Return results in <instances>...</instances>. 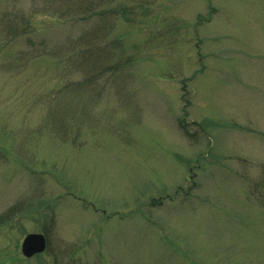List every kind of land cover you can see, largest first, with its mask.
<instances>
[{"label":"rangeland","instance_id":"obj_1","mask_svg":"<svg viewBox=\"0 0 264 264\" xmlns=\"http://www.w3.org/2000/svg\"><path fill=\"white\" fill-rule=\"evenodd\" d=\"M120 1L135 22L110 20L89 86L51 98L85 74L41 36L0 50V213L20 209L0 264H264V0ZM29 232L46 248L25 259Z\"/></svg>","mask_w":264,"mask_h":264},{"label":"trees","instance_id":"obj_2","mask_svg":"<svg viewBox=\"0 0 264 264\" xmlns=\"http://www.w3.org/2000/svg\"><path fill=\"white\" fill-rule=\"evenodd\" d=\"M113 1L115 0H31L30 7L25 10L26 7L12 8L13 5L7 7L10 3L6 2V0H0V5H4L3 9L0 7V42L2 41L0 50H4L6 47L9 48L10 43L17 38L22 37L24 38L23 40H26L41 36L35 47L39 58L46 56L56 58L58 61L64 60V62L58 63L62 65L66 63L71 69L70 71L75 69L85 74V80L68 81L55 93H51V98L57 99V95L64 93V91L71 93L84 86H89L95 82L93 80L97 79L99 74L103 73V71L98 72V70H104L113 66V61H115L114 49L116 45H121L120 39H115L114 42L110 39L108 41H104L103 39L107 37L113 24L112 21L109 26L110 20L117 19L120 15L128 22H135L134 17L131 18L127 15L132 12L134 14L132 8L124 5L120 0H117L112 5L111 2ZM140 6H143V4H140ZM197 18L198 21H201L204 17L198 15ZM81 20L86 24L92 21L91 28L82 31L75 37L68 35L64 41L55 43L49 40V43L46 41L47 34L52 32L54 35V28L61 27V25L69 21L79 22ZM51 37L50 35L49 39ZM84 44L86 46H83ZM16 54L20 58L23 55H27V59L33 57L32 54H26V51L21 49L17 50ZM118 66V64L115 65L112 68L113 70L111 69L112 72H115L119 68ZM181 99L184 101L181 117L183 119L188 101L182 97ZM179 127L185 135L190 134L185 124L182 123ZM19 210L18 206L13 205L3 211V213H0V229L10 226V223L14 222ZM41 215L43 213L38 214V216ZM43 216L47 218L50 215L49 213H44ZM51 221L52 218L50 217L49 222ZM43 232L45 233V231Z\"/></svg>","mask_w":264,"mask_h":264},{"label":"water","instance_id":"obj_3","mask_svg":"<svg viewBox=\"0 0 264 264\" xmlns=\"http://www.w3.org/2000/svg\"><path fill=\"white\" fill-rule=\"evenodd\" d=\"M46 247L45 235L41 232H29L24 235L20 243V252L24 257H31L41 253Z\"/></svg>","mask_w":264,"mask_h":264}]
</instances>
